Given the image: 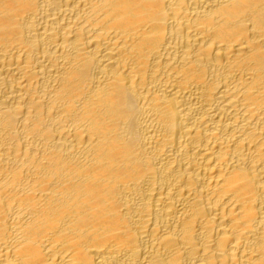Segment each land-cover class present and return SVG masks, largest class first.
I'll return each mask as SVG.
<instances>
[{
  "label": "bare ground",
  "instance_id": "6f19581e",
  "mask_svg": "<svg viewBox=\"0 0 264 264\" xmlns=\"http://www.w3.org/2000/svg\"><path fill=\"white\" fill-rule=\"evenodd\" d=\"M0 264H264V0H0Z\"/></svg>",
  "mask_w": 264,
  "mask_h": 264
}]
</instances>
